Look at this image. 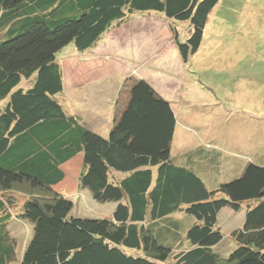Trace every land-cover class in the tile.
Segmentation results:
<instances>
[{
	"label": "trees",
	"instance_id": "16d2710c",
	"mask_svg": "<svg viewBox=\"0 0 264 264\" xmlns=\"http://www.w3.org/2000/svg\"><path fill=\"white\" fill-rule=\"evenodd\" d=\"M218 2L0 0V264L8 261L14 219L32 225L19 264H264V153L251 149L247 132L235 139L247 144H232L237 134H229L228 150L198 145L173 157L177 118L143 80L132 84L105 136L55 100L64 92L56 55L68 45L84 53L133 15L158 13L191 26L184 42L173 32L187 64ZM77 157V191L117 203L108 217H69L71 201L55 192ZM226 208L243 216L230 232L236 248L222 257L212 247L223 238ZM177 212L192 218L189 248L180 243Z\"/></svg>",
	"mask_w": 264,
	"mask_h": 264
},
{
	"label": "rangeland",
	"instance_id": "374dc122",
	"mask_svg": "<svg viewBox=\"0 0 264 264\" xmlns=\"http://www.w3.org/2000/svg\"><path fill=\"white\" fill-rule=\"evenodd\" d=\"M173 32L184 42L191 26L168 21L158 13L136 14L91 50L79 53L73 44L68 45L56 55L64 92L55 100L105 136L126 104L130 85L144 78L166 97L177 118L173 157L196 145L227 149L226 135L233 137L239 129L247 132L251 149L258 147L264 153V0H219L208 15L199 50L187 64L178 55ZM240 134L229 137L232 144H247L235 140H244ZM71 165L70 175L54 189L71 201L69 217L111 215L117 203H98L88 190L77 191L81 157ZM10 194L29 198L20 191ZM232 213L226 208L219 215L223 238L212 250L222 257L236 248L230 232L240 226L243 214ZM172 217L182 222L180 243L189 248L184 232L192 218L180 212ZM7 231V264H19L32 237V225L14 219Z\"/></svg>",
	"mask_w": 264,
	"mask_h": 264
},
{
	"label": "crops",
	"instance_id": "0c3cea01",
	"mask_svg": "<svg viewBox=\"0 0 264 264\" xmlns=\"http://www.w3.org/2000/svg\"><path fill=\"white\" fill-rule=\"evenodd\" d=\"M137 80H144L145 82H147L154 90H155V92L161 97V98H163L164 100H166L167 101V99H166V97L162 94V93H160L157 89H156V87H154L153 85H152V83L151 82H149V81H147V79H144V78H139V79H137ZM136 80V81H137ZM130 87H131V85H130ZM130 87H129V90H130ZM129 90H128V94H129ZM117 95V94H116ZM128 99V98H127ZM168 102V101H167ZM171 105V104H170ZM172 107V106H171ZM124 108V107H123ZM120 115V114H119ZM77 117V116H76ZM78 118V117H77ZM79 119V118H78ZM79 121H80V119H79ZM80 123H82L81 121H80ZM114 123V122H113ZM82 124H84V123H82ZM113 125V124H112ZM112 125L110 126V128L112 127ZM87 126V125H86ZM110 128H109V130H110ZM91 129V128H90ZM92 130V129H91ZM109 130L107 131V133L109 132ZM94 131V130H93ZM94 132H96V133H98L97 131H94ZM98 134H100V133H98ZM101 135V134H100ZM195 147H197V145L196 146H194L192 149H194ZM191 149V150H192ZM181 156H183L184 155V153L183 154H180ZM78 158V157H77ZM76 159V158H75ZM74 159V160H75Z\"/></svg>",
	"mask_w": 264,
	"mask_h": 264
},
{
	"label": "clouds",
	"instance_id": "9594fccd",
	"mask_svg": "<svg viewBox=\"0 0 264 264\" xmlns=\"http://www.w3.org/2000/svg\"><path fill=\"white\" fill-rule=\"evenodd\" d=\"M178 55H179V53H178ZM180 57V56H179ZM138 81V80H137ZM144 81V80H143ZM147 83V82H146ZM148 84V83H147ZM150 86V85H149ZM131 87H132V85H131ZM130 87V88H131ZM151 87V86H150ZM152 88V87H151ZM153 89V88H152ZM154 90V89H153ZM130 91V90H129ZM155 91V90H154ZM156 93V92H155ZM157 94V93H156ZM158 95V94H157ZM169 103V102H168ZM170 104V103H169ZM172 108V107H171ZM174 111V110H173Z\"/></svg>",
	"mask_w": 264,
	"mask_h": 264
}]
</instances>
